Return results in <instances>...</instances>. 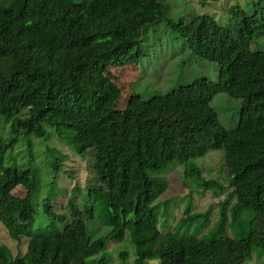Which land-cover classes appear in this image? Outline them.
I'll return each instance as SVG.
<instances>
[{"label": "trees", "instance_id": "1", "mask_svg": "<svg viewBox=\"0 0 264 264\" xmlns=\"http://www.w3.org/2000/svg\"><path fill=\"white\" fill-rule=\"evenodd\" d=\"M228 3L220 6L226 15ZM248 6H238L234 25L210 14L190 22L168 19L194 56L219 67L216 81L197 78L168 94L193 116L190 135L174 139L159 117L120 108L121 93L102 80L76 76L79 70L111 76L110 68L138 66L149 30L168 17L165 3L0 0V115L9 127L0 135V226L19 244L27 241L25 254L10 260L0 248V264H67L66 258L58 262L63 255L76 264H112L109 241L125 242L127 250L119 251L124 264L132 246L135 264H245L241 254L249 245L264 251V50L252 46L264 39V0ZM221 93L240 102L235 129H227L211 105ZM54 137L76 155L91 154L96 182L60 188L69 155L49 146L39 153L46 164L42 177L33 143ZM21 146L18 161L14 151ZM218 150L229 185L205 179L203 168L189 162L180 175L186 186L193 182V193L181 221L175 225L173 215L161 222L157 201L169 183L154 174ZM71 170L66 173L75 179ZM208 192L226 197L198 212L194 195ZM59 197H68L69 215L55 204ZM169 215L165 209L163 217ZM227 228L242 230L238 239L229 238Z\"/></svg>", "mask_w": 264, "mask_h": 264}, {"label": "rangeland", "instance_id": "2", "mask_svg": "<svg viewBox=\"0 0 264 264\" xmlns=\"http://www.w3.org/2000/svg\"><path fill=\"white\" fill-rule=\"evenodd\" d=\"M161 1L169 8L168 17L158 27H151L149 30L151 33L144 43L146 55L138 63V66L125 69L110 68L109 72L111 76L90 70H79L76 72V76L86 80H102V84L105 85L107 89L121 93L120 108L125 109L131 106L137 109V112L142 118L159 117L162 129L169 133L170 137L176 139L178 137H188L190 135L189 121L193 120V116L183 105L168 97V94L180 86L191 83L197 78L204 77L216 81L219 67L207 60L194 56L184 45L183 40L172 33L167 24L168 19L176 21L184 17L185 21L190 22L197 15L210 14L217 20L223 18L221 20L234 25L238 17L240 18L239 10L238 15L236 14L238 6L242 9L249 10L250 6H248V3L252 0H232L223 8L228 11L227 15L226 11L220 9V6L223 4L216 3V0ZM223 23L228 24L226 22ZM252 46L255 51L264 50V39L261 38L256 40V43H253ZM134 94L139 98H135ZM142 100L145 101V103ZM211 105L216 109L221 123L227 129L237 128L240 112L239 100L230 97L228 94L221 93L213 97ZM8 129V123H6L0 115V135L6 136ZM43 142V140L35 139L33 143L35 146L34 152L37 153L35 162L39 166L43 178L46 177V164L42 162L43 158L39 156V153L42 154L47 150L46 147L49 146L51 148H57L64 154L69 155V159L65 162V174L62 173L59 179L60 188L65 187L73 189L76 184H79L81 188L84 189L86 186L96 182L91 171V154H88L86 157L76 155L72 149L56 137L52 138L49 142ZM24 148L25 146H21L14 151V155L17 157L18 161L21 159V151L24 150ZM223 155L224 151L218 150L211 151L205 158H198L187 162L174 161L166 168L154 174L155 177L163 178L169 183L167 191L163 193L157 201L161 209L160 212H158L159 216L162 218L161 222L164 223L163 219H167L168 222H170L173 215L176 216V218L174 217L172 220L175 225L177 222L181 221L180 214H183L189 194L193 193L191 192V188L194 185L193 182L189 181V187L186 186L182 182L180 175L183 173V166L187 167L189 162L197 166L200 165L203 168L205 179L215 180L226 187L229 185V176L225 169ZM71 169H75L73 172L75 179H71L66 173L72 171ZM17 188L21 193L25 191L23 187ZM15 192H17V190H15ZM194 197L196 210L198 212H204L210 205L216 204L220 199H225L226 196L216 199L211 192H208L203 197L198 195H194ZM67 200L68 197H59L56 199L55 204L62 214L67 213L69 215L67 211ZM163 201H170V204L165 207L161 205ZM165 209L171 214L168 218L163 217ZM217 211V208L213 211V217L210 221L209 228L214 225V217L218 214ZM243 219H245V217ZM179 224L180 223H178V225ZM226 231L229 233V238L232 239H238L242 232V230H234V228H227ZM206 232L207 230L203 231V235ZM211 233H207V236ZM244 244L247 246V243ZM26 245L27 241L21 245L17 241L12 240L7 230L0 226V248L5 253L7 260L18 256L20 253L24 255L26 252ZM107 246V251L110 254L108 256L111 257V259L113 258L112 264H124L120 260L119 251L124 249L127 250L125 242L115 243L109 241ZM132 249H130L126 264H135L136 256L133 246ZM241 255L246 258L245 264H264V251L257 247L249 245L246 251ZM63 258L67 259V264H76L72 255L60 256L58 262ZM2 259L3 258L0 257V262ZM151 264L159 263L154 261L151 262Z\"/></svg>", "mask_w": 264, "mask_h": 264}, {"label": "built area", "instance_id": "3", "mask_svg": "<svg viewBox=\"0 0 264 264\" xmlns=\"http://www.w3.org/2000/svg\"><path fill=\"white\" fill-rule=\"evenodd\" d=\"M232 0H218L216 3H221V4H225V3H228V2H231ZM237 1H240V0H237ZM219 6V5H218Z\"/></svg>", "mask_w": 264, "mask_h": 264}, {"label": "clouds", "instance_id": "4", "mask_svg": "<svg viewBox=\"0 0 264 264\" xmlns=\"http://www.w3.org/2000/svg\"><path fill=\"white\" fill-rule=\"evenodd\" d=\"M236 1V0H235Z\"/></svg>", "mask_w": 264, "mask_h": 264}]
</instances>
